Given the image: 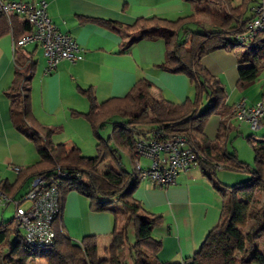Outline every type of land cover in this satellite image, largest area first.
<instances>
[{"label":"trees","instance_id":"1","mask_svg":"<svg viewBox=\"0 0 264 264\" xmlns=\"http://www.w3.org/2000/svg\"><path fill=\"white\" fill-rule=\"evenodd\" d=\"M208 1L216 2L220 9L199 6L195 13L177 20L151 16L126 25L137 38L122 43L121 52H128L137 39H163L166 59L160 68L188 76L195 86V95L180 103L157 99L151 92L152 84L140 80L126 96L98 103L92 89H80L92 102V107L88 112L72 110V113L83 116L99 137L98 153L94 157L83 155L76 144H54L50 140L52 130L38 122L31 106L36 63L30 55L24 54L22 46L15 47V77L5 91L10 101V115L15 128L34 142L42 159L22 168L13 183L2 179L0 189L11 197L27 189L21 193L22 198L37 175L49 178L60 167L67 173L57 182L63 206L67 192L77 190L90 200L93 210L113 214L114 229L113 243L105 248L101 257L98 237L87 235L80 242L66 237L60 231L61 217L54 223L59 234L57 241L45 247L26 244L16 216L2 219L0 264H25L27 259L45 260L48 264H264V246L258 244L264 239V135L247 136L254 150L253 166L242 162L236 151L228 150L230 123L236 119V114L233 105L226 103L225 88L202 65V59L216 50L235 53L239 61L237 88L245 90L264 70V28L250 41L240 42L235 37L245 30L246 22L250 20L246 12L254 0H244L238 6H232L231 0H197L199 4ZM202 14H207L215 26L192 31L189 25L197 24ZM82 20L121 25L108 19L83 17ZM30 29L28 21L21 16L15 15L9 20L0 13V35L11 31L15 44ZM240 47L244 50L238 53ZM212 115H219L221 119L215 139L208 138L205 132ZM114 116L121 117V121H112ZM109 122L113 124L111 134L104 139L100 130ZM156 129L186 138L199 154L198 165L222 197L220 220L210 230L199 251L184 262L159 259L162 240L156 238L154 230L162 224L163 218L146 210L135 198L138 173L128 170L121 162L122 152L132 155L138 136ZM108 161L111 164H107ZM219 169L245 171L250 177L234 185H220L216 181Z\"/></svg>","mask_w":264,"mask_h":264},{"label":"crops","instance_id":"2","mask_svg":"<svg viewBox=\"0 0 264 264\" xmlns=\"http://www.w3.org/2000/svg\"><path fill=\"white\" fill-rule=\"evenodd\" d=\"M12 1L28 2L33 6L46 1L53 21L62 32L70 35L80 48L77 61L64 59L53 70L47 72V61L41 46L29 43L22 47L24 54L30 55L36 63L31 84L32 111L40 124L52 130L50 140L54 144L65 143L69 146L76 144L83 149L85 134L90 136L92 134L89 122L83 116L72 113V110L88 112L92 107V102L80 89H92L97 102L100 103L112 97H124L140 80H146L152 84L151 92L157 99L180 103L194 96V85L188 76L173 74L160 68L166 59V44L163 39H137L125 53L121 52V45L137 38V34L128 31L126 25L134 23L138 18L159 16L177 20L195 13L199 6H204L207 2L199 4L197 0ZM243 1L231 0V4L238 6ZM208 2H212V8H220L216 2ZM252 6L251 3L250 9ZM200 16L197 24L202 23ZM83 17L114 20L121 25L82 20ZM204 24L205 28L215 26L211 19L206 20ZM191 25L189 28L197 31ZM15 47L11 31L0 35V181L8 179L11 183L18 176L12 169L15 165L30 166L42 159L34 143L15 128L10 115V101L5 91L11 87L15 77ZM202 65L225 88L228 105L232 106L239 100L245 101L248 106L263 101L264 81L260 82L258 87L249 86L243 91L237 88L239 61L235 53L225 49L216 50L202 59ZM233 120L230 123L232 126L230 133L237 131L243 134L240 126H233ZM220 123L219 115L210 117L205 128L208 138L217 137ZM141 161L143 164L149 163L146 158H142ZM222 177L231 178L228 175ZM216 179L220 185L224 184ZM237 179L236 176L235 180ZM21 193L23 190L19 194ZM19 194L13 198L18 199ZM134 196L146 210L163 218L162 224L155 228L154 235L162 240V249L158 257L164 262H184L192 258L222 214V197L199 165L181 171L175 183L167 187L139 180ZM60 224L64 235L76 242H80L87 235H96L99 251L101 244L105 246L106 242L113 241V214L109 211L93 210L90 207V200L77 190L67 192ZM105 248L107 247H104V250Z\"/></svg>","mask_w":264,"mask_h":264},{"label":"built area","instance_id":"3","mask_svg":"<svg viewBox=\"0 0 264 264\" xmlns=\"http://www.w3.org/2000/svg\"><path fill=\"white\" fill-rule=\"evenodd\" d=\"M253 15L246 22L245 30L236 35L240 42L250 41L258 31L264 28V0H254ZM0 13L9 20L13 15H19L28 21L31 29L18 41L15 46L24 47L29 43L41 46L47 61L46 71L50 72L64 60L71 62L79 58L80 48L76 41L67 33L60 30L48 12V3L40 2L33 6L28 2L0 0ZM236 119L247 122L252 129L264 126V102L248 106L245 101L233 105ZM136 147L132 153L134 171L139 180H147L155 185L167 187L175 183L181 171L189 170L199 163V154L186 138L181 135H168L162 129H156L147 135L137 137ZM149 160L143 164L141 159ZM23 167L14 166L19 173ZM67 173L60 167L49 178L37 175L28 192L20 199H15L0 189V208L11 202L16 203V217L23 237L31 247H45L54 244L59 236L54 228L57 218L62 215V195L57 183ZM25 200L31 205L25 210H18ZM60 231L63 233L62 225ZM64 234V233H63Z\"/></svg>","mask_w":264,"mask_h":264},{"label":"rangeland","instance_id":"4","mask_svg":"<svg viewBox=\"0 0 264 264\" xmlns=\"http://www.w3.org/2000/svg\"><path fill=\"white\" fill-rule=\"evenodd\" d=\"M211 5H212V2H207V4H204V7L205 8H211L212 10L220 9V8H212ZM246 15H248V16L253 15V12L250 8L246 12ZM200 19L202 20L201 24L199 23L196 25H193V24L191 25V27L193 29H197V31L205 30L204 22L208 19H211V18L208 17L206 14H202L200 16ZM243 50H244V48H242V47L238 48V53L243 52ZM263 71L260 73V75H259L260 77L258 78V80H256L252 85H250V87H253V86L258 87L259 83L264 81V72ZM194 90H195V86H194ZM257 91H259V90L257 89ZM239 102H241V100L237 101L236 103H239ZM205 106H207V101L204 104V108H205ZM121 119L122 118L119 116H114L112 121H121ZM232 124H233V126H238V127L240 126L242 128L241 131H243V134L240 131H239L240 134L237 131H232V133L229 134L228 150L229 151H236L238 154V158L242 162L248 164L249 166H253L255 163L254 150H253V147H252L251 143L249 142L247 136H249L251 134H253V136L255 138H258L259 136H263L264 135V126H262L259 129H252L251 126L247 122H239L238 120H233ZM112 125H113L112 122H109L106 124L104 129L100 130V136L102 138H104V139L109 138V136L111 134V130H112ZM99 141H100L99 137L96 136V134L94 133L93 130H92L91 136L88 134L87 135L85 134V142H83L84 148L81 149L83 155L88 156V157L96 156L98 153L97 143ZM32 143H34V142H32ZM121 162L128 170L133 171L134 164H133L131 155H129L128 153L122 152ZM107 164H111L110 161H108ZM15 166H17V165H15ZM20 167L24 168L27 166H20ZM222 175H228V176H231V178H229V177L223 178ZM236 176L238 177L237 180H235ZM249 177H250V174L248 172L235 171V170H229V169H219L218 170V176H216V178H218L219 181H221L222 183L227 184V185H234L236 183L247 180ZM222 179H224V180H222ZM216 181H217V179H216ZM25 191H26V189H23V193H25ZM21 195L22 194H19V196L17 197L18 200L21 199ZM263 200H264V197H263ZM30 205H31V201L25 200L24 202L21 203L18 210H20V211L25 210ZM16 213H17L16 203L11 202L7 205V207L3 206L0 208V221L2 219H9L13 216H16ZM22 233H23V231H22ZM112 243H113V241L110 243L106 242L105 246H103L104 244H101V247H100V256L101 257L104 256V253H103L104 247H109V246H111ZM258 244H259V247H263L264 246V239H261L258 242ZM25 264H48V263L45 260H38L37 259V260H27Z\"/></svg>","mask_w":264,"mask_h":264}]
</instances>
